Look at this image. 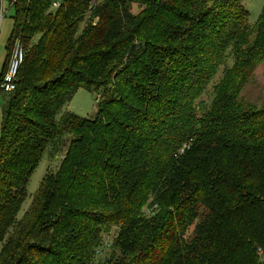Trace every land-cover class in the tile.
<instances>
[{
    "label": "trees",
    "instance_id": "16d2710c",
    "mask_svg": "<svg viewBox=\"0 0 264 264\" xmlns=\"http://www.w3.org/2000/svg\"><path fill=\"white\" fill-rule=\"evenodd\" d=\"M9 1L0 80L15 41L24 54L4 92L0 264H264V110L240 98L264 5L252 25L239 0ZM79 88L95 116L57 117ZM49 145L59 166L18 217Z\"/></svg>",
    "mask_w": 264,
    "mask_h": 264
},
{
    "label": "rangeland",
    "instance_id": "374dc122",
    "mask_svg": "<svg viewBox=\"0 0 264 264\" xmlns=\"http://www.w3.org/2000/svg\"><path fill=\"white\" fill-rule=\"evenodd\" d=\"M242 5L248 11V21L250 24L253 23L258 19L259 15L262 12V8L264 5V0H239ZM131 11L133 13H137L140 9V6L133 3L129 5ZM13 15H14V7L9 0H0V75L3 69V64L5 62L7 56V46L9 44V36L11 33V29L13 26ZM253 37V35H251ZM13 49V44L10 47L9 58L11 56ZM9 61V59H8ZM232 60H229L224 65H221L218 69L217 74L215 77L212 78V82L208 85L207 91L200 95L196 99V105L199 103H207L210 101L211 98V90L212 85L219 81L220 78L223 76V69L225 67H231ZM250 77V78H249ZM247 79L243 89L240 92V98H242L245 102H252L256 104L259 108L264 110V58L257 61L252 69L250 76ZM99 92L98 90L90 91L87 89L79 88L62 106L60 112L58 113L57 117L64 112V111H71L80 117L84 118H92L95 116L98 110V99H99ZM6 96L4 92L0 91V131H1V121H2V111L3 108L6 106ZM70 138V134H64L62 139L63 143L66 139ZM51 145H49L40 159L39 163L32 171L27 185H26V192L27 196L23 201L21 208L18 212V217H21L25 210L29 207L32 197L37 192L40 182L47 171H55L60 163V160L63 156L65 147L60 151L58 154L52 157L50 156ZM149 207L146 206L145 214H148ZM202 207L199 208V212H202ZM200 219L198 216L194 220V224L188 229V234H191L193 231V226L197 223ZM116 228H111L108 234H104L103 236V243L100 252V256H106L110 252L111 243H113V238L115 237ZM260 251V250H259ZM261 259H264V254L260 256Z\"/></svg>",
    "mask_w": 264,
    "mask_h": 264
},
{
    "label": "built area",
    "instance_id": "2783aa9c",
    "mask_svg": "<svg viewBox=\"0 0 264 264\" xmlns=\"http://www.w3.org/2000/svg\"><path fill=\"white\" fill-rule=\"evenodd\" d=\"M57 5V3H54ZM24 49L19 41H15L7 68L0 80V90L9 92L16 87V75L20 63L23 60Z\"/></svg>",
    "mask_w": 264,
    "mask_h": 264
}]
</instances>
